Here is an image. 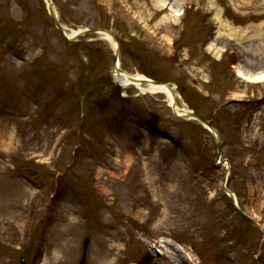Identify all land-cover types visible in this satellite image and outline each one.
I'll use <instances>...</instances> for the list:
<instances>
[{
  "label": "rangeland",
  "instance_id": "obj_1",
  "mask_svg": "<svg viewBox=\"0 0 264 264\" xmlns=\"http://www.w3.org/2000/svg\"><path fill=\"white\" fill-rule=\"evenodd\" d=\"M54 2L171 83L222 158L164 93L115 83L104 34L69 42L44 0H0V264H79L86 237L88 264H264V0Z\"/></svg>",
  "mask_w": 264,
  "mask_h": 264
},
{
  "label": "water",
  "instance_id": "obj_2",
  "mask_svg": "<svg viewBox=\"0 0 264 264\" xmlns=\"http://www.w3.org/2000/svg\"><path fill=\"white\" fill-rule=\"evenodd\" d=\"M48 8H49V12H50L51 18L54 21L56 27L65 36V38L67 40H69V41H77L80 36H82L84 34H88V33H105V34L109 35L111 37V39L116 43L114 70L118 71V72L119 71L120 72L123 71V69H121V67L119 66L120 53H121L120 52L119 40H118L117 36L113 33L112 30L107 29V28H86V29H82L81 31L77 32L75 35L70 37L68 35V33H67V29L61 23V20L59 18V14L57 13V10H56V7H55L54 0H49ZM130 77H131L132 80L138 81L140 83H150V82H152L154 84H163V82H160V81H157V80H153V79H150V78L138 79L137 76H134L132 74H130ZM167 85L173 91V93L176 94L175 90L173 89V86H171L169 83H167ZM174 112L179 117H183V118H187V119H190V118L191 119H196V120L200 121L201 123H203L205 126H207L212 131L213 135L215 136V138L217 140V146H218V150H219V157L221 156L222 139H221V136H220L219 132L217 131V129L210 123L209 120H207L205 117L201 116L200 114L196 113L194 110H192L190 108L176 109L174 107ZM179 112H182V114H180ZM226 181H227V175L225 176V179H224L225 190L230 194V196L234 200V205H235L237 211H239L240 213L245 215V212L239 206L235 195L233 193H231L229 191V189L226 187ZM88 246H89V239L86 238L85 242H84V246H83V253H82L80 264H87V250H88Z\"/></svg>",
  "mask_w": 264,
  "mask_h": 264
},
{
  "label": "bare ground",
  "instance_id": "obj_3",
  "mask_svg": "<svg viewBox=\"0 0 264 264\" xmlns=\"http://www.w3.org/2000/svg\"><path fill=\"white\" fill-rule=\"evenodd\" d=\"M47 3L49 4V0H46ZM178 3V1H176ZM171 5V6H170ZM174 4L171 2V0H166L165 4L161 7V10L163 9H170L173 10L174 9ZM174 12V10H173ZM177 15H179L178 13H174V17L177 18ZM222 29L224 30H228L230 34H232L233 31V27L231 26V24H225L222 22ZM75 33H77L76 30H73L72 32H68L69 35H74ZM108 39H110L108 36H106ZM239 38H243V35L241 34L239 36ZM114 47L116 46V43H114ZM134 76H137L138 79H147L148 77L144 74H140V73H133ZM242 75V74H240ZM114 80L116 81V83L121 86L122 88H127L128 86L131 85H136L139 87H142V85L144 83H140L138 81L132 80L130 77V73L128 71H122V72H118L115 71L114 72ZM143 91H147V92H151V93H156V92H161L164 93L169 101V104L176 109H180L181 105L179 104V101H182L181 99L179 100V95L176 93L174 94L173 91L168 87L167 84H154L152 82L147 83L146 87H142ZM180 114H182V112H179ZM165 242L167 244L170 245H174V242L171 241L170 239H165Z\"/></svg>",
  "mask_w": 264,
  "mask_h": 264
}]
</instances>
